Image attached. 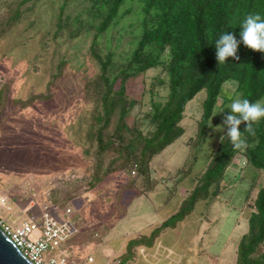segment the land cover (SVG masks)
I'll use <instances>...</instances> for the list:
<instances>
[{"label": "rangeland", "instance_id": "obj_1", "mask_svg": "<svg viewBox=\"0 0 264 264\" xmlns=\"http://www.w3.org/2000/svg\"><path fill=\"white\" fill-rule=\"evenodd\" d=\"M66 1L40 0L0 38V87L12 82L5 114L13 111L6 120L0 116V195L6 196L9 204L0 214L17 225L48 204L52 211L55 207L61 211L71 208L69 218L81 232L65 243L68 255L79 259L92 256L90 264H117L131 239L150 234L178 210L227 133L224 120L230 113L222 114L207 137L199 139L207 94L206 89L201 90L186 106L181 120L184 134L151 162V190L137 193L143 189L140 177L137 188L125 190L122 206L118 205L116 195L126 184V170L108 175L89 190L85 177L93 171L95 159L92 152L87 154L90 143L86 135L94 104L86 99L84 86L87 78L100 72L91 53L97 30L87 29L71 38L65 28L67 34L55 37L61 10L65 15L81 13L86 0ZM126 4L122 11L130 6ZM6 10L1 8L4 13ZM139 18L140 12L133 10L123 14L120 23H112L98 36L101 51H113L119 57L135 48L143 31ZM56 73L59 76L54 78ZM157 73L150 69L128 83V93L139 101L128 118L130 123L149 110L151 82ZM229 85L219 96L212 122L223 104L230 106L229 96L238 98ZM50 93L48 99L14 111V100ZM216 126H223V131H216ZM149 127L144 124V131ZM192 154L196 155L195 164L190 174L183 176L187 170L184 164ZM238 162L239 157L228 168L223 182L226 188L219 197L198 202L184 220L160 235L154 247L132 252L134 259L128 264H234L238 243L249 227V211L264 180L261 171L244 166L246 160L241 166ZM39 233L35 230L31 238Z\"/></svg>", "mask_w": 264, "mask_h": 264}, {"label": "trees", "instance_id": "obj_2", "mask_svg": "<svg viewBox=\"0 0 264 264\" xmlns=\"http://www.w3.org/2000/svg\"><path fill=\"white\" fill-rule=\"evenodd\" d=\"M39 1L0 0V38L19 24L26 12L34 10ZM128 2L130 6L122 11ZM83 5V12L75 15H65L61 10L55 37L67 34L65 28L71 38L87 29L97 30L91 53L100 72L94 78H87L84 86L86 99L94 104L86 135L90 143L87 154L92 152L95 159L93 171L85 177L89 190L108 175L122 170L128 172V178L116 195L118 205L122 206L125 190L137 188L140 177L143 189L137 193L151 190V162L156 154L184 134L181 120L186 106L201 90L206 89L207 94L199 120V139H205L214 122L231 111L227 102L211 121L226 84L235 89V97L264 102V52L247 48L240 35L242 23L249 15L259 14L264 20V0H86ZM1 8H7L6 13ZM133 10L140 12L139 21L143 27L135 48L119 57L113 51L102 52L98 36L112 23H120L123 14ZM225 33L236 38L239 59L229 57L219 64L215 44ZM150 69L158 70L151 82L150 108L130 123L128 118L139 101L128 93V83ZM58 76L59 73L54 74V78ZM11 90V81L0 87L2 120L13 114V111L5 114ZM51 94H33L25 100H14V111L35 100L48 99ZM144 124L150 126L147 131L143 129ZM246 127L247 124L242 123L239 130L249 147L235 150L226 133L223 142L220 141L210 154L203 174L195 178L194 186L186 192L178 210L150 234L131 239L117 264H128L134 259L132 252L139 247H153L158 237L184 220L198 202H212L219 197L226 188L223 182L227 170L238 156L246 159V167L264 175V118L253 125L254 136L244 132ZM195 161L196 155L192 154L184 164L187 170L183 176L190 174ZM253 206L248 216L249 227L238 243L234 264H264V180Z\"/></svg>", "mask_w": 264, "mask_h": 264}, {"label": "built area", "instance_id": "obj_3", "mask_svg": "<svg viewBox=\"0 0 264 264\" xmlns=\"http://www.w3.org/2000/svg\"><path fill=\"white\" fill-rule=\"evenodd\" d=\"M8 205L7 197L0 195V210ZM71 212V208L61 211L59 207L52 211L48 204L40 213L31 212V216L17 225L0 214V227L34 264H90L92 256L73 258L65 247L69 239L81 232L80 226L69 218ZM35 230L40 233L31 238Z\"/></svg>", "mask_w": 264, "mask_h": 264}, {"label": "clouds", "instance_id": "obj_4", "mask_svg": "<svg viewBox=\"0 0 264 264\" xmlns=\"http://www.w3.org/2000/svg\"><path fill=\"white\" fill-rule=\"evenodd\" d=\"M241 38L243 44L253 50L264 52V20L259 14L249 15L245 18L241 26ZM217 59L219 64L227 61L229 57L239 59L237 54L238 42L232 34H222L216 41ZM230 104L231 111L224 120V124L228 126L227 137L235 150H245L249 147L246 140L242 138V132L239 126L246 123L247 127L244 132L254 136L255 130L253 125L264 118V102H251L248 99H232ZM216 131H223V126H216ZM225 136L221 137L223 142Z\"/></svg>", "mask_w": 264, "mask_h": 264}, {"label": "water", "instance_id": "obj_5", "mask_svg": "<svg viewBox=\"0 0 264 264\" xmlns=\"http://www.w3.org/2000/svg\"><path fill=\"white\" fill-rule=\"evenodd\" d=\"M0 264H34L0 227Z\"/></svg>", "mask_w": 264, "mask_h": 264}, {"label": "crops", "instance_id": "obj_6", "mask_svg": "<svg viewBox=\"0 0 264 264\" xmlns=\"http://www.w3.org/2000/svg\"><path fill=\"white\" fill-rule=\"evenodd\" d=\"M238 157H239V162L236 163V164H238L239 166H241L240 163H241V162L243 163V161L246 160V159H245L244 157H242V156H238ZM233 165H234V164H233ZM233 165H232V166H233ZM242 165H243V164H242ZM236 166H237V165H236ZM236 166H235V167H236ZM244 166H246V165H244ZM244 166H243V167H244ZM237 168H238V167H237ZM237 168H235V169H237ZM158 239H159V237H158ZM158 239H157V240H158ZM157 240H156L155 244L157 243ZM154 246H155V245H154ZM154 246H153V247H154ZM143 247H144V249L148 248V247H146V246H143ZM149 248H152V247H149ZM155 254H156V253H154V255H155Z\"/></svg>", "mask_w": 264, "mask_h": 264}]
</instances>
